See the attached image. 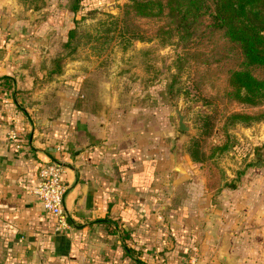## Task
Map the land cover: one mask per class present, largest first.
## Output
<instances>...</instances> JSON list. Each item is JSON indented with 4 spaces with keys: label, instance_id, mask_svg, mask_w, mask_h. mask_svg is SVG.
<instances>
[{
    "label": "crops",
    "instance_id": "obj_1",
    "mask_svg": "<svg viewBox=\"0 0 264 264\" xmlns=\"http://www.w3.org/2000/svg\"><path fill=\"white\" fill-rule=\"evenodd\" d=\"M11 41L0 36V264H264V158L213 186L201 158L167 153L155 131L115 136L75 84L38 81ZM51 159L66 226L30 192Z\"/></svg>",
    "mask_w": 264,
    "mask_h": 264
},
{
    "label": "rangeland",
    "instance_id": "obj_2",
    "mask_svg": "<svg viewBox=\"0 0 264 264\" xmlns=\"http://www.w3.org/2000/svg\"><path fill=\"white\" fill-rule=\"evenodd\" d=\"M72 1L0 0V36L38 81L75 84L79 106L102 114L115 136L146 143L155 131L167 153L201 158L213 186L263 163L264 98L239 101L228 80L243 67L261 78L264 67L244 65L239 45L210 24V9L180 35L164 13L135 14L128 0L71 10ZM175 108L187 130L177 128ZM229 255L240 258L232 246Z\"/></svg>",
    "mask_w": 264,
    "mask_h": 264
},
{
    "label": "trees",
    "instance_id": "obj_3",
    "mask_svg": "<svg viewBox=\"0 0 264 264\" xmlns=\"http://www.w3.org/2000/svg\"><path fill=\"white\" fill-rule=\"evenodd\" d=\"M83 2L73 0L71 10ZM127 5L142 16L164 13L180 35L190 34L210 9V24L239 45L244 65L264 67V0H128ZM68 31L70 37L73 29ZM228 82L239 101L252 104L264 98V76L257 78L246 67L231 70Z\"/></svg>",
    "mask_w": 264,
    "mask_h": 264
},
{
    "label": "built area",
    "instance_id": "obj_4",
    "mask_svg": "<svg viewBox=\"0 0 264 264\" xmlns=\"http://www.w3.org/2000/svg\"><path fill=\"white\" fill-rule=\"evenodd\" d=\"M63 170V165L57 160L42 162L37 168V179L30 192L44 212L54 216L58 225L66 226L63 205L66 186L61 177ZM193 255L188 256L185 264H194Z\"/></svg>",
    "mask_w": 264,
    "mask_h": 264
},
{
    "label": "water",
    "instance_id": "obj_5",
    "mask_svg": "<svg viewBox=\"0 0 264 264\" xmlns=\"http://www.w3.org/2000/svg\"><path fill=\"white\" fill-rule=\"evenodd\" d=\"M10 57V55L8 56ZM175 112L177 114V128L180 130H187V126L183 122V115L180 113L178 108H175ZM173 169L174 170H181L180 162L177 158V155H174V160H173ZM221 260L225 264H229V261H231L230 258L226 257V254L224 252L221 253Z\"/></svg>",
    "mask_w": 264,
    "mask_h": 264
}]
</instances>
